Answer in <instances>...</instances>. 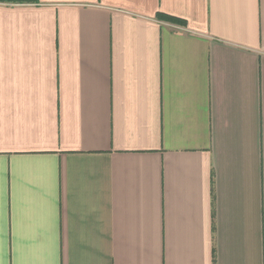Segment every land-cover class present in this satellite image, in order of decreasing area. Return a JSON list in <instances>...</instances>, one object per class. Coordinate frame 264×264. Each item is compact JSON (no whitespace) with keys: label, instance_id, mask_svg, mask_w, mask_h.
Wrapping results in <instances>:
<instances>
[{"label":"crops","instance_id":"0c3cea01","mask_svg":"<svg viewBox=\"0 0 264 264\" xmlns=\"http://www.w3.org/2000/svg\"><path fill=\"white\" fill-rule=\"evenodd\" d=\"M0 264H264V0H0Z\"/></svg>","mask_w":264,"mask_h":264},{"label":"trees","instance_id":"16d2710c","mask_svg":"<svg viewBox=\"0 0 264 264\" xmlns=\"http://www.w3.org/2000/svg\"><path fill=\"white\" fill-rule=\"evenodd\" d=\"M5 1H20V0H5ZM158 16V18H160V19H166V20H169V21H173V22H175V21H177V20H175V19H173V18H171V17H167V16H164V15H161V14H159V15H157ZM178 22V21H177Z\"/></svg>","mask_w":264,"mask_h":264}]
</instances>
